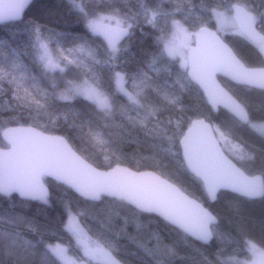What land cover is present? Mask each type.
Wrapping results in <instances>:
<instances>
[{
	"label": "trees",
	"instance_id": "16d2710c",
	"mask_svg": "<svg viewBox=\"0 0 264 264\" xmlns=\"http://www.w3.org/2000/svg\"><path fill=\"white\" fill-rule=\"evenodd\" d=\"M216 1L226 7L237 2L191 0L187 9L198 8L207 16ZM247 2V8L254 5ZM103 14L117 15L127 25L126 40L115 48L88 29V20ZM172 21L192 26L188 14L169 0H34L20 21L0 25V135L7 127L31 126L64 137L99 169L123 165L155 172L217 218L211 242H194L118 200L85 201L45 178L44 200L0 196V264H60L51 254L53 246L78 255L65 228L68 212L123 264H229V256L250 259V241L264 249V196L250 200L221 192L210 203L179 148L190 124L204 119L229 132L256 161L239 163L226 155L245 174L264 179V90H231L247 105V125L220 109L213 111L186 69L164 50ZM198 22V29L213 28ZM225 36L247 67L262 66L244 36ZM46 49L57 64L54 69L44 65ZM115 73L125 76L127 96L115 90ZM88 78L107 95L109 107L73 96L71 86ZM0 148H6L1 136Z\"/></svg>",
	"mask_w": 264,
	"mask_h": 264
},
{
	"label": "water",
	"instance_id": "95a60500",
	"mask_svg": "<svg viewBox=\"0 0 264 264\" xmlns=\"http://www.w3.org/2000/svg\"><path fill=\"white\" fill-rule=\"evenodd\" d=\"M34 0H0V25L18 22ZM232 18L237 30L256 42L260 33L252 15L234 5ZM99 36L111 48L122 44L126 30L102 32ZM187 74L202 91L213 111L226 112L241 125L249 122L244 106L219 82L264 90V68L247 67L212 29H198L194 46L187 54ZM6 148H0V196L21 200H44L48 188L44 179L67 187L79 198L98 202L110 198L161 219L192 241L211 242L217 218L200 202L153 171H136L123 165L102 170L83 159L64 137L31 126H11L1 132ZM180 154L188 172L197 178L210 201L221 192L257 200L264 196L261 175L245 174L223 151L211 125L194 120L184 132Z\"/></svg>",
	"mask_w": 264,
	"mask_h": 264
},
{
	"label": "rangeland",
	"instance_id": "374dc122",
	"mask_svg": "<svg viewBox=\"0 0 264 264\" xmlns=\"http://www.w3.org/2000/svg\"><path fill=\"white\" fill-rule=\"evenodd\" d=\"M169 1L179 6L181 8V11H183L185 14H188L190 20H192L191 24L193 26L192 27L190 25V27H188L183 23L172 21L170 26V33L164 39L165 52L177 62V65L180 66V68L187 69V54L190 48L194 46L195 38L198 32L197 26L200 24L198 21H204L206 24H212V30L227 44L229 40L225 35H230L235 32L241 34L235 27L231 14V7L235 3H237L236 5L239 6L242 5L241 7L245 8L252 15L253 21L261 34V38L258 40V42L250 43L254 45L255 49L260 54L261 59H259V61L261 62V65L264 66V17L261 16V14L264 15V3L260 4L254 2V0H251L254 5L247 8L245 3L248 4V0H236L237 2L231 4V6L228 5V7L223 6L221 2L216 1L213 2V4H210L211 9L205 11L207 12V16H205L198 8L195 7H190L192 13L188 11V4H190L191 0ZM87 26L91 33L94 30H100L102 32H112L123 29L128 31L126 23H124V21L119 16L112 14L94 15L91 19L88 20ZM229 47L231 48V46ZM231 49L236 54V51L233 48ZM236 56L239 58L238 54H236ZM41 57L43 58L44 65L47 69H54L57 65L56 62L48 54L47 49L42 52ZM218 80L221 85H223L246 109L247 105H245L246 103H244V100L241 97L239 98L238 95L236 96L231 92V90H233L237 93H240L242 91L237 87H245L233 85L221 78H219ZM112 83L116 91H118L119 93H123L126 96L128 95V91L126 88V79L123 74L115 73V75L112 76ZM184 88L185 86L182 87V89ZM247 88L253 89L249 87ZM192 90L193 88L191 87V91ZM71 91L73 93V96H80L94 103L101 109L109 107L110 105V100L108 99L107 95L103 91H101L97 85H94L92 82H90L89 78L71 86ZM248 107L250 108V106ZM250 110L252 109L250 108ZM211 127L221 148L225 153H228L239 163H253L256 161V159H253V156H251L247 152V150H245L242 146H240L233 140L229 132L215 125ZM65 228L69 236L72 238L74 247L77 249V251H74V253L78 255H72L69 250L62 246H53V248L50 247V250L52 252L51 254L57 259L60 264H123L113 257L109 249L101 246L98 242L95 241V239L91 238L82 227L78 217H76V215L71 212H68ZM247 249L250 253L249 260L229 256L228 258H226V261L229 264H264V249L251 241L247 243Z\"/></svg>",
	"mask_w": 264,
	"mask_h": 264
},
{
	"label": "flooded vegetation",
	"instance_id": "af4514ba",
	"mask_svg": "<svg viewBox=\"0 0 264 264\" xmlns=\"http://www.w3.org/2000/svg\"><path fill=\"white\" fill-rule=\"evenodd\" d=\"M260 38H261V35H260ZM260 38H259V39H260ZM256 42H258V41H256ZM252 43H253V42H252ZM261 68H264V66H261ZM245 88H247V87H245Z\"/></svg>",
	"mask_w": 264,
	"mask_h": 264
},
{
	"label": "bare ground",
	"instance_id": "6f19581e",
	"mask_svg": "<svg viewBox=\"0 0 264 264\" xmlns=\"http://www.w3.org/2000/svg\"><path fill=\"white\" fill-rule=\"evenodd\" d=\"M256 28H257V26H256ZM257 30H258V28H257ZM259 31V30H258ZM258 68H261V67H258Z\"/></svg>",
	"mask_w": 264,
	"mask_h": 264
}]
</instances>
